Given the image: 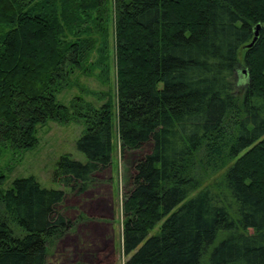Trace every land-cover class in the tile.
<instances>
[{
	"label": "trees",
	"instance_id": "obj_1",
	"mask_svg": "<svg viewBox=\"0 0 264 264\" xmlns=\"http://www.w3.org/2000/svg\"><path fill=\"white\" fill-rule=\"evenodd\" d=\"M110 25L114 97L62 105L93 54L109 58ZM52 120L86 127L87 162L63 156L53 174L77 195L112 168L116 133L122 155L150 147L123 197L125 264H264V0H0V147L34 149ZM4 182L0 264H48L75 227L66 192Z\"/></svg>",
	"mask_w": 264,
	"mask_h": 264
},
{
	"label": "rangeland",
	"instance_id": "obj_2",
	"mask_svg": "<svg viewBox=\"0 0 264 264\" xmlns=\"http://www.w3.org/2000/svg\"><path fill=\"white\" fill-rule=\"evenodd\" d=\"M110 28L109 58L105 59L100 52H95L89 63L90 66L94 65L92 73L77 72L73 75L70 86L58 96L62 105L69 107L76 98L83 97L87 102L100 106L105 101L98 99L100 95L111 91L114 97L117 78L114 30L111 25ZM98 62L110 67L107 74L104 75L95 66ZM242 79L243 74L239 72L238 80L241 82ZM114 124L116 127L117 118ZM85 130L83 123L52 120L38 129V144L34 149L19 152L0 147V174L5 176L2 188H11L17 179L34 177L46 189L66 192L64 211L75 222V227L51 245L48 264H125L128 258L123 253V197L133 163L150 147L146 146L141 151H127L122 155L116 133L117 149L113 153L112 168L101 174L99 181L87 193L77 195L54 181L53 174L63 156L87 162L85 154L77 148V142ZM225 171L212 174L200 190L220 182Z\"/></svg>",
	"mask_w": 264,
	"mask_h": 264
},
{
	"label": "water",
	"instance_id": "obj_3",
	"mask_svg": "<svg viewBox=\"0 0 264 264\" xmlns=\"http://www.w3.org/2000/svg\"><path fill=\"white\" fill-rule=\"evenodd\" d=\"M259 30H260V26H258V27H257V29H256V32H255V38H254V40H253V41H252V43H251V44H249L247 47H252V46L255 44V42H256V41H257V39H258ZM243 73H244V74H247V71H246V70H244V71H243Z\"/></svg>",
	"mask_w": 264,
	"mask_h": 264
},
{
	"label": "bare ground",
	"instance_id": "obj_4",
	"mask_svg": "<svg viewBox=\"0 0 264 264\" xmlns=\"http://www.w3.org/2000/svg\"><path fill=\"white\" fill-rule=\"evenodd\" d=\"M94 233H96V234H97V233H99V232H96V231H95Z\"/></svg>",
	"mask_w": 264,
	"mask_h": 264
}]
</instances>
